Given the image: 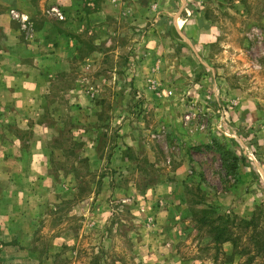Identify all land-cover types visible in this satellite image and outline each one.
<instances>
[{"label":"rangeland","instance_id":"1","mask_svg":"<svg viewBox=\"0 0 264 264\" xmlns=\"http://www.w3.org/2000/svg\"><path fill=\"white\" fill-rule=\"evenodd\" d=\"M86 1L101 18L57 87L95 94L46 98L59 189L2 204L14 218L0 225V264L264 262V0ZM218 226L232 240L216 247Z\"/></svg>","mask_w":264,"mask_h":264},{"label":"crops","instance_id":"2","mask_svg":"<svg viewBox=\"0 0 264 264\" xmlns=\"http://www.w3.org/2000/svg\"><path fill=\"white\" fill-rule=\"evenodd\" d=\"M18 1L0 0V189L3 180H9V189L4 193L7 199H0V210L7 209L3 203H9L10 210L18 209L29 199L33 185L42 183L50 192L57 190L55 176L48 169L47 146L59 122L46 121L47 115L55 113V109H48L46 98L53 96L54 89L61 97L66 96L65 88L59 89L57 84L68 78L69 66L80 46L79 34L101 18L100 12L86 13L82 0H40L37 10L33 4L19 6ZM86 2L95 6V0ZM53 7L62 10L65 18L57 17L51 11ZM213 37L211 33V42ZM95 54L93 46L89 60ZM136 81L140 85L144 80ZM69 91L68 97L76 98L81 106L84 98L91 99L95 94L82 92L75 85ZM18 129L31 131L33 137L17 134L14 130ZM7 162L29 163V169L23 166L20 172L11 170L8 174L3 170ZM69 188L75 190L73 185ZM9 218V214L0 213V225L12 223L14 217Z\"/></svg>","mask_w":264,"mask_h":264},{"label":"trees","instance_id":"3","mask_svg":"<svg viewBox=\"0 0 264 264\" xmlns=\"http://www.w3.org/2000/svg\"><path fill=\"white\" fill-rule=\"evenodd\" d=\"M244 223L245 224H247V225H249V224H252V225H254L255 223H254V220H245L244 221ZM256 226V225H255ZM215 237L213 238V241L215 242V246L216 247H219V245L221 244V243H223V242H225V241H228V240H232V238L230 237V236H228L227 235V231H226V229H224V228H220L219 226L218 227H215ZM263 231H264V227H263ZM259 235L257 234V236L256 237H258ZM255 237V238H256ZM254 247L255 248H257V252H261L262 250H263V247H264V241L263 240H257V241H255V243H254ZM243 251H245V252H250L249 251V248H247V247H245V248H243ZM259 253H257V254H259ZM253 255H250V256H248V257H246V260L244 261V263L243 264H251V263H253L254 261H255V259H256V254H254V253H252ZM257 264H264V262H262V263H257Z\"/></svg>","mask_w":264,"mask_h":264},{"label":"built area","instance_id":"4","mask_svg":"<svg viewBox=\"0 0 264 264\" xmlns=\"http://www.w3.org/2000/svg\"><path fill=\"white\" fill-rule=\"evenodd\" d=\"M54 10H55L56 14L58 15V17H59L60 19H63V18H64V17H63V14H62L57 8H54Z\"/></svg>","mask_w":264,"mask_h":264}]
</instances>
